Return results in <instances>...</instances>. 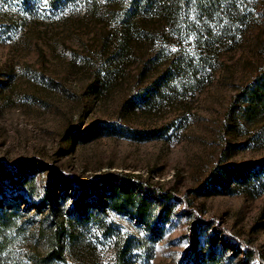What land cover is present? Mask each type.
<instances>
[{"label":"rangeland","instance_id":"rangeland-1","mask_svg":"<svg viewBox=\"0 0 264 264\" xmlns=\"http://www.w3.org/2000/svg\"><path fill=\"white\" fill-rule=\"evenodd\" d=\"M257 87L264 0H0V264H30L52 230L7 173L65 188L64 213L72 180L111 172L151 185L161 229L88 201L41 264H181L195 224L220 264H264Z\"/></svg>","mask_w":264,"mask_h":264},{"label":"trees","instance_id":"trees-1","mask_svg":"<svg viewBox=\"0 0 264 264\" xmlns=\"http://www.w3.org/2000/svg\"><path fill=\"white\" fill-rule=\"evenodd\" d=\"M207 1L211 2L213 0ZM260 92L261 90L259 91L257 87V92L253 93L251 97L252 108L255 112L264 108V90L262 93ZM5 173L1 174L0 183L3 181ZM7 174L12 181H16L19 184L20 192L23 195L27 194L25 200L28 204H39L47 207L45 216L52 229L45 239L47 250L46 253L42 255L43 258H41L42 256L30 257V264H41L51 259L61 260L65 258L62 243L65 231L64 217L67 215L70 216L71 213H74L76 210L81 217L85 216V207L88 201H91L93 206L100 210H105L107 206L118 210L131 207L135 217L146 226H149L151 231L161 229V225L149 221L146 219L145 215L147 208L151 206L150 203L152 202L153 191L150 188L151 185L142 183L135 185L126 173L111 172L108 175L96 177L93 183L76 179L72 180L77 187V197L74 199L71 206L65 209L64 213H62V209L65 206V188L58 191L53 181L48 180L42 188L37 191L34 179L31 176H22L18 174L15 178L13 176H15L16 173ZM57 174L59 173L57 172ZM143 187L145 188V192L141 191ZM156 189L161 200H165L164 198H168L174 194L171 189ZM3 197L5 198V195ZM8 202L12 203L11 201ZM168 212V203H165L161 205L157 211V215L163 218L167 216ZM58 215H60V217ZM197 233L198 231L195 224L191 231L190 246L186 251L185 260L181 264H220L215 247L203 248L197 245Z\"/></svg>","mask_w":264,"mask_h":264}]
</instances>
